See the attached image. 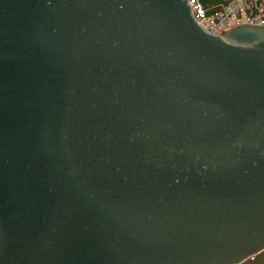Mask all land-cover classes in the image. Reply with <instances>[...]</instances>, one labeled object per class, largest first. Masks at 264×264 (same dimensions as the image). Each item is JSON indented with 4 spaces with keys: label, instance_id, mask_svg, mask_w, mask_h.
Returning a JSON list of instances; mask_svg holds the SVG:
<instances>
[{
    "label": "water",
    "instance_id": "95a60500",
    "mask_svg": "<svg viewBox=\"0 0 264 264\" xmlns=\"http://www.w3.org/2000/svg\"><path fill=\"white\" fill-rule=\"evenodd\" d=\"M264 252V27L188 0H0V264H243Z\"/></svg>",
    "mask_w": 264,
    "mask_h": 264
},
{
    "label": "built area",
    "instance_id": "2783aa9c",
    "mask_svg": "<svg viewBox=\"0 0 264 264\" xmlns=\"http://www.w3.org/2000/svg\"><path fill=\"white\" fill-rule=\"evenodd\" d=\"M263 0H234L222 6L210 16H198L197 0H188L194 19L207 33L223 37L231 30L241 26L264 27L262 11Z\"/></svg>",
    "mask_w": 264,
    "mask_h": 264
},
{
    "label": "trees",
    "instance_id": "16d2710c",
    "mask_svg": "<svg viewBox=\"0 0 264 264\" xmlns=\"http://www.w3.org/2000/svg\"><path fill=\"white\" fill-rule=\"evenodd\" d=\"M234 0H197L199 10L197 12L198 16H210L216 10H219L222 6L228 5ZM264 15V12H263Z\"/></svg>",
    "mask_w": 264,
    "mask_h": 264
},
{
    "label": "rangeland",
    "instance_id": "374dc122",
    "mask_svg": "<svg viewBox=\"0 0 264 264\" xmlns=\"http://www.w3.org/2000/svg\"><path fill=\"white\" fill-rule=\"evenodd\" d=\"M262 11L264 12V4L262 5ZM244 264H264V252L249 259Z\"/></svg>",
    "mask_w": 264,
    "mask_h": 264
},
{
    "label": "crops",
    "instance_id": "0c3cea01",
    "mask_svg": "<svg viewBox=\"0 0 264 264\" xmlns=\"http://www.w3.org/2000/svg\"><path fill=\"white\" fill-rule=\"evenodd\" d=\"M264 4V0L262 1V5Z\"/></svg>",
    "mask_w": 264,
    "mask_h": 264
},
{
    "label": "flooded vegetation",
    "instance_id": "af4514ba",
    "mask_svg": "<svg viewBox=\"0 0 264 264\" xmlns=\"http://www.w3.org/2000/svg\"><path fill=\"white\" fill-rule=\"evenodd\" d=\"M244 264V263H243Z\"/></svg>",
    "mask_w": 264,
    "mask_h": 264
}]
</instances>
